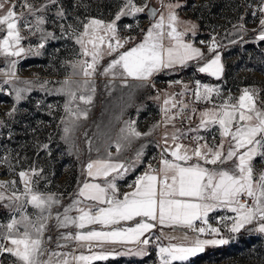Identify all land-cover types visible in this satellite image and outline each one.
Segmentation results:
<instances>
[{
  "label": "snow or ice",
  "instance_id": "1",
  "mask_svg": "<svg viewBox=\"0 0 264 264\" xmlns=\"http://www.w3.org/2000/svg\"><path fill=\"white\" fill-rule=\"evenodd\" d=\"M57 3L58 0H48L46 4L36 7L28 3V0H21L19 7L26 11L17 13L15 0L11 4L9 0H0V11L9 4L6 12L0 15V32L6 33L0 38V56L15 58L33 52L39 54V49L44 47L43 43L35 50L21 46V41L25 37L22 36L19 25L23 22L24 27L32 35L40 32L44 40L55 38L53 33L44 32L42 25L46 22L43 13L49 5ZM166 7L167 16L161 13L159 19L151 23L146 32L141 30L142 41L127 49L125 44H130L135 38H119L117 22L123 16H134L146 10L150 16L155 17L157 9L150 7L147 2L138 6L134 0H124L110 21L93 17L82 24L83 30L75 35L80 51L76 59L66 62L67 67L71 69V76L63 80L61 87L55 90L69 97L65 104L66 117L62 120L64 125L62 139L69 141L77 122L81 118H87L88 109H81L76 102H83L84 105L92 103L96 91L95 76L98 72L100 75L111 77L110 85L118 79L121 86H128L129 79L147 82L154 73L174 69L176 65L185 67L190 61L205 60L201 48L184 39L189 32L195 35L196 25L190 21L185 22L190 27L183 31L178 30L181 21L176 9L181 6L168 4ZM257 11L260 13L257 39L264 41V0H261ZM257 11L251 14L256 16ZM57 15L63 17V10H59ZM27 16L34 17V23L29 21ZM125 27L130 28L131 25ZM61 28L63 30V26ZM165 40L168 41L167 44ZM105 42L106 49H102L101 45ZM218 47L213 37L208 45V52L213 55L198 68L199 72L216 77L223 74L221 55L216 51ZM105 55L113 58L100 71L101 61ZM8 64V71L3 73L5 76L3 83L13 85L19 79L15 72L17 60L11 59ZM23 84L25 87L13 89L17 102L24 98L23 93L31 91V81L25 80ZM183 94L173 93L164 99L161 109L162 120L153 125V128L161 124L166 128L171 125L174 129L171 133L165 131L163 134L159 166L153 168L149 164L148 170L135 180V190L125 193L122 200L116 196L115 181L141 162L143 151H137L135 160L127 163L113 159L111 152L107 153L105 159L91 160L87 163V175L93 178L103 177V186L100 183L84 182L76 193L78 198L64 208L63 214L57 213L55 219L59 227L75 225L78 229L75 235L62 234L60 239L75 240L80 242V247L87 246L90 250L94 246L103 247L105 243L134 242L148 245L150 240L144 238L145 233L156 227L155 222L160 225H183L199 234L207 232L212 237L201 239L197 236L188 245L172 243L160 247L161 264H173V261L185 262L203 253L206 246L229 243L228 239L221 236V227H213L208 222L209 213L217 209H227L235 214L219 218V222L230 233L235 234L247 229L264 234V169L258 171L254 166V160L257 158L264 162V108L257 104L258 94L245 88L236 102L233 103V98L229 96L221 104L204 109L199 114L197 128L182 131L175 128L173 122L189 107L188 104L176 99ZM213 94L220 95L218 87L201 85L200 81H196L194 95L197 101H211ZM73 104L76 106L72 107ZM177 107L180 108V112L174 113L172 110ZM195 111L192 109L193 115ZM15 112L16 108L13 107L7 115L12 116ZM185 118L191 120L192 116ZM3 125L4 121L0 120V126ZM213 125L219 126L221 138L219 144L209 145L207 141L201 144L200 141L204 138L198 135L192 137L195 147L178 142L189 133ZM150 134L151 129L149 132L138 131L136 121H124V126L115 141L117 153L134 140ZM169 140L172 142L171 145ZM225 142L228 144L227 151ZM42 147L48 149V144ZM169 153L171 159L167 158ZM193 158L196 162L189 163ZM229 162L232 167L226 168L225 165ZM42 172L43 169H37L35 166L20 170L17 175L23 184L22 191L16 188L15 180L0 181V206L10 211V220L6 224L0 223V254H10L15 258V264H91V261L108 259L113 253L101 251L77 256L71 252L53 251L46 247L47 242L51 240V237L45 240L48 221L52 219L53 206L60 205L61 201L55 194H45L36 189L35 185ZM83 201L93 203L79 207ZM28 205L36 210L34 215L28 214L26 210ZM73 209L79 213L78 216L69 215ZM137 217L141 219L135 226L126 229L112 227L110 231L84 230L88 225L115 226L121 221H133ZM197 221L202 222L204 226L196 228ZM65 246L57 243V248ZM128 254L143 255L144 249L138 248L135 253Z\"/></svg>",
  "mask_w": 264,
  "mask_h": 264
},
{
  "label": "rangeland",
  "instance_id": "2",
  "mask_svg": "<svg viewBox=\"0 0 264 264\" xmlns=\"http://www.w3.org/2000/svg\"><path fill=\"white\" fill-rule=\"evenodd\" d=\"M12 2L13 0H9V4ZM20 2L21 0H15L17 13L26 11L19 7ZM47 2L48 0H28V3L36 7ZM134 2L138 6L147 2L158 11L153 20L149 19L147 10L134 16L121 17V20L117 22L119 38H135L130 44H125V47L141 42L143 39L141 30L146 32L148 26L159 19L161 13L167 16L166 5L179 4L181 7L176 9L181 21L178 30L183 31L186 27H190L185 22L190 21L196 25L195 35L189 32L184 39L192 42L196 47H202L205 60L195 61L188 67H179V70L164 71L160 77L163 79L161 84H156L157 87H155L151 82H147L141 84L138 91H134L133 85L119 84L117 86L118 83L115 81H113L114 86L110 85L111 77L100 75L98 72L95 76L96 91L92 103L84 105L83 102H76L81 109H88V115L86 119L81 118L77 122L69 141L62 139L64 126L62 120L66 117L65 104L69 97L55 90L61 87L63 80L71 76V69L67 67L66 62L76 59L80 51L75 35L83 30L82 24L90 18L110 21L123 5L124 0H58L57 4L49 5L43 13L46 22L42 25L44 32L53 33L55 38L44 40L40 32L32 35L24 27L23 22L19 25L21 34L25 37L21 41V46L35 50L39 44L43 43L44 47L39 49V54L33 52L15 58L0 56V120L4 121V125L0 126V181L15 180L16 188L22 191L23 184L17 173L31 166L43 169L42 176L35 185L36 189L45 194H55L61 201L60 205L53 206L52 219L48 221L45 240L48 237H51V240L47 242L46 247L53 251L71 252L77 256L91 255L101 251L113 253L108 259L91 261V264H161L160 247L172 243L188 245L197 236L201 239L212 238L207 232L199 234L181 225L184 230H169V234L164 236L158 234V231L162 232L161 229H151L145 233L144 237L150 240L148 245L134 242L105 243L103 247L94 246L90 250L87 246L80 247V242L75 240L60 239L62 234L75 235L78 229L75 225H69L67 228L59 227L55 219L57 213L63 214L64 208L78 198L76 193L84 182L100 183L103 186L104 178L89 177L86 165L91 160L104 159L102 156L105 157L109 152L112 156L115 155L116 150L104 146L119 136L124 121L133 120L130 113L133 107H136L134 98L139 95L141 103L150 95H159L160 85L167 89L176 88L177 91L184 90L187 86L190 91L191 84L183 85V80L178 78L192 71L196 78H199V74L202 75L198 68L207 59H211L213 53L208 52V45L214 37L219 45L216 51H219L221 55L224 71L219 77L211 75L216 81H211L210 84L218 86L223 90L224 96L227 94L233 99H238L242 90L248 88L258 94L257 104L264 108V41L257 39L260 19L257 7L261 0H134ZM9 4L0 11V15L6 12ZM61 9L64 12L63 17L57 15ZM253 11H257L256 16L251 14ZM27 19L34 23V17L27 16ZM69 25L72 27L70 28ZM126 25L131 27H125ZM5 34L0 32V38ZM165 43L168 41L165 40ZM106 46L105 42L101 48L106 49ZM109 58L110 56H104L100 71L106 66L105 63ZM11 59L17 60L15 72L19 79L13 85H5L3 73L8 71V61ZM25 80L32 82L31 91L23 93L24 98L17 102L13 89L25 87L23 84ZM176 81L180 83H175ZM193 99L187 104L192 103ZM215 101L218 102V100ZM75 106L76 104L72 105V107ZM13 107L16 108V112L12 116L7 115ZM123 112L125 115H122ZM188 115L189 108L185 117ZM185 117L182 131L188 130V119ZM173 123L181 127L175 121ZM216 127L218 130L216 141L210 138L209 128L200 129L208 144H218L221 139L219 126L216 125ZM189 134L194 136L193 133ZM192 137L184 139L190 141ZM44 144H48V149L42 147ZM137 151L131 147L124 148L119 153L120 157L122 156L121 162H125L123 156L130 158L132 154L136 155ZM150 156H152L151 160L147 162ZM161 158V149L147 150L145 162L117 178L116 188L135 190L134 182L137 178L134 176L138 173L139 176L144 174L149 164L157 168L154 164ZM255 168L258 171L264 169V162L259 158L255 159ZM116 195L118 199H122L121 193L118 192ZM92 203L83 201L79 207H86ZM101 206L107 207V205ZM26 210L29 215H34L36 212L31 205H28ZM69 215L78 216L79 213L73 209ZM234 215L223 208L209 213V217H212L211 225L221 227V236L228 239L229 243L206 246L203 253L185 262L173 261V264H264V234L247 229L233 234L219 222L220 217ZM140 219L137 217L133 221H121L115 226L88 225L84 230L110 231L112 227L126 229L134 227ZM9 220V209L0 206V223L6 224ZM57 243L66 246L57 248ZM5 244L7 246V242ZM138 248L144 249L143 255L128 254L135 253ZM44 258L47 259V256ZM0 264H15V258L7 253L0 254Z\"/></svg>",
  "mask_w": 264,
  "mask_h": 264
},
{
  "label": "crops",
  "instance_id": "3",
  "mask_svg": "<svg viewBox=\"0 0 264 264\" xmlns=\"http://www.w3.org/2000/svg\"><path fill=\"white\" fill-rule=\"evenodd\" d=\"M165 44H167V43H165ZM199 48H201V50L203 51L202 47H199ZM125 49H127V47H125ZM123 50L124 49H122L121 51H123ZM112 58L113 57H110L108 62ZM107 63H105V64L107 65ZM194 63H195V61H190L188 63V65H191ZM188 65L185 67H188ZM179 67H181V66L176 65L174 69L179 70ZM171 70H173V69H165V70H162L160 72L154 73L153 76L151 77V79L147 82H151L153 84V86L157 87L156 84H161L163 82V79H160L161 75H163V72L164 71H171ZM156 76H157V78H156ZM182 77H179L178 80H183L182 81L183 85L191 84V90L190 91L188 89L177 91L176 88H173V89L168 88L167 89L166 87L162 88V86L160 85L158 87V89L160 90L159 95H155V94L150 95L148 98L143 100L141 103L139 100V95L136 98H134L136 100L135 101L136 107H133V109L131 110V113H130L131 115L130 114L129 115L133 117L134 121H136L137 130L140 132H149V130L151 129V134L149 136H144L138 140H134L130 145L125 147V148L131 147V148L137 149L138 151H140V150L143 151V156L141 158V162L137 163L135 165L136 168H138L140 165H142L145 162V155L147 154V150H149V149L150 150L161 149V147L163 145L162 137H163L164 132L168 131L169 133H171L174 130L171 125H169L166 128L163 124H161L159 127L153 128V125L157 124V122L162 120L163 113L161 112V109L163 107V101L167 96H169L173 93L183 92L185 94V92H188V91L191 92L194 99H193L192 103L188 104L189 105V107H188L189 108V115L188 116H190V115L192 116V119L187 121V123H188L187 128L188 129L189 128H193V129L197 128V126L199 125V114H200V112H202L206 108H212L214 105L221 104L222 103L221 100L223 101L224 99L229 97V95H227V94L224 96L223 90H221L218 86H212V84H210L211 81H208L207 79H206V81H204L202 79L196 78L193 71H192V73L184 74ZM196 81H200L201 85L207 84V85L212 86V87H218L220 90V95L216 96L215 94H213V98L211 99V101H206V100L197 101L195 99V95H194V92L196 89ZM115 82L118 83V84H116L117 86L119 84H121L120 80H118V79L115 80ZM147 82L129 79L128 85H133L134 91H138V89L140 90V88L142 86L141 84H144V83L146 84ZM184 94H183V96H177L176 99L183 101L184 103L187 104V101L184 97ZM157 97H159V99H157ZM215 100H218V102H216ZM236 100L237 99H233L232 102L234 103V102H236ZM192 109L196 110L194 115L192 113ZM122 115H125V112H123ZM175 128L181 129L180 127H178L176 125H175ZM192 133L194 134V136L198 135V136H201L204 138V135H202V132L200 131V129H199V131L192 132ZM117 138L115 140L112 139L111 142L106 144L104 147L111 149V150H116L115 141L117 140ZM178 142L181 144H184L186 146H189V147H195V142L192 139L190 141H185V139L182 138ZM204 142H205V139L200 141L201 144H203ZM171 143H172L171 140H169L170 145H171ZM219 143H220V141H219ZM209 145H211V144H209ZM227 147H228V144H227V142H225V151H227ZM168 155L170 156V159H171L170 153ZM135 156L136 155L132 154V156L129 158L125 155V156H123V159H124L125 163H127L128 161L135 160ZM102 157L105 159V158H107V155L105 157L104 156H102ZM112 157H113V159L115 158L116 160L121 161L122 156L120 157L119 153H117V151H115V155H113ZM151 157L152 156L148 157L146 161L149 162L151 160ZM160 160L161 159L157 160V163L154 164L155 167L159 166ZM195 162H196V159L193 158V160L189 163H195ZM207 166L212 167L211 165H207ZM254 166H255V160H254ZM225 167L231 168L232 167L231 162L226 164ZM139 175L140 174L138 173V175L137 176L135 175L134 178L139 177ZM141 175H143V174H141ZM133 191L134 190H132V189H117L116 193H118V192L121 193L120 196H122V199H123L125 193H131ZM116 196H118V195H116ZM155 223H156V227L153 229H156V230L161 229L162 232L158 231V234L160 236H164V235L169 234L168 233L169 230H176V231L184 230L183 228H181V225H169V224L160 225L158 222H155Z\"/></svg>",
  "mask_w": 264,
  "mask_h": 264
},
{
  "label": "built area",
  "instance_id": "4",
  "mask_svg": "<svg viewBox=\"0 0 264 264\" xmlns=\"http://www.w3.org/2000/svg\"><path fill=\"white\" fill-rule=\"evenodd\" d=\"M184 97H185V99H186L187 102H190V101H192V99H193V96H192L191 92H189V91H188V92H185ZM172 111H173L174 113H175V112H180V108L177 107L176 109H173ZM186 113H188V109L184 110V112H183V114H182L181 117H177V118L175 119V122L181 126L180 128H184V120H183V119H184ZM209 129H210V133H209L210 138H211L212 140H215V141H216V140L218 139V136H217V131H218V130H217L216 125H213V126L209 127ZM191 137H192V135L189 134L188 136H186V137H184V138H185V139H188V138H191ZM167 158L170 159V156L168 155ZM211 218H212V217H209V218H208V222H209L210 224H211V222H210V221H211ZM203 226H204L203 223L200 222V221H197L196 224H195V227H196V228L203 227Z\"/></svg>",
  "mask_w": 264,
  "mask_h": 264
},
{
  "label": "trees",
  "instance_id": "5",
  "mask_svg": "<svg viewBox=\"0 0 264 264\" xmlns=\"http://www.w3.org/2000/svg\"><path fill=\"white\" fill-rule=\"evenodd\" d=\"M199 78H201L202 80H206L207 79L208 81H216V79L212 78V76L210 74H208V73H204V74L202 73V75L199 74ZM220 248H222V246H220Z\"/></svg>",
  "mask_w": 264,
  "mask_h": 264
},
{
  "label": "water",
  "instance_id": "6",
  "mask_svg": "<svg viewBox=\"0 0 264 264\" xmlns=\"http://www.w3.org/2000/svg\"><path fill=\"white\" fill-rule=\"evenodd\" d=\"M150 7H152V6H150ZM152 8H154V7H152ZM157 9V8H156ZM158 11V10H157ZM147 14H148V12H147ZM148 17H149V19H151V20H153L155 17H152V16H150L149 14H148Z\"/></svg>",
  "mask_w": 264,
  "mask_h": 264
}]
</instances>
